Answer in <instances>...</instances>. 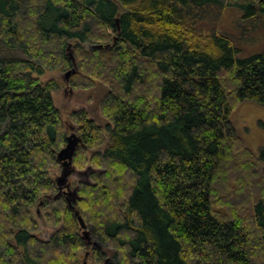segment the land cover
<instances>
[{"label":"trees","instance_id":"16d2710c","mask_svg":"<svg viewBox=\"0 0 264 264\" xmlns=\"http://www.w3.org/2000/svg\"><path fill=\"white\" fill-rule=\"evenodd\" d=\"M228 7L264 19V0H0V264H76L74 211L114 264H264V148L230 122L240 103L264 107V47L238 57L203 31V12ZM73 67V90L107 86L109 122L100 153L103 128L69 116L72 166L94 170L74 209L49 176L68 136L61 84L41 80ZM46 198L62 226L41 240L31 209Z\"/></svg>","mask_w":264,"mask_h":264},{"label":"rangeland","instance_id":"374dc122","mask_svg":"<svg viewBox=\"0 0 264 264\" xmlns=\"http://www.w3.org/2000/svg\"><path fill=\"white\" fill-rule=\"evenodd\" d=\"M200 16L203 21L202 25H204L203 31L205 33L214 32L230 38L238 50V57L258 53L264 47V19L262 18L245 21L241 18L242 13L232 7L220 10L211 9L208 12H203ZM83 49L86 51L90 49V46L85 44ZM14 55L21 56L19 53H14ZM65 73L66 71L45 72L41 80L43 82L55 80L61 84V87L52 93V99L55 108L61 114L68 135L72 132L75 133L71 129L73 125L69 120V116L79 110H85L88 119L103 128L104 143L96 149V152L103 153L108 144V134L105 131V126L109 122L101 110V101L108 93V88L102 80L95 79L91 88L73 90L65 82ZM230 122L243 144L255 155L259 154L260 150L264 148V107L253 102L240 103L233 110ZM92 171L94 170L89 165L81 170L75 169L67 177L66 181L70 192L77 187L78 183L86 182L91 184L90 175ZM49 176L55 182L61 176L60 165L51 169ZM63 191L67 192L65 187ZM53 208L52 200L46 198L44 204L35 205L31 209L32 216L37 223V229L32 234L41 240H48L62 226V222L58 225L49 223L47 216L52 212ZM85 225V228H81L78 224L84 246L77 253L76 264H114V251L103 247L94 237L90 225L86 223ZM95 250L100 255L98 258L93 254Z\"/></svg>","mask_w":264,"mask_h":264},{"label":"water","instance_id":"95a60500","mask_svg":"<svg viewBox=\"0 0 264 264\" xmlns=\"http://www.w3.org/2000/svg\"><path fill=\"white\" fill-rule=\"evenodd\" d=\"M69 57L71 58L73 65H75L74 58L72 57L71 54H69ZM74 73H75V69L73 67L71 70L67 71L64 74V79L66 83H68L69 78ZM65 142H66L65 146L61 150H59L56 156V159L61 167V176L55 180V184L58 189L57 195H62L61 193L64 187L69 189V186L66 184V181H67V177L75 170V168L72 166V160L77 147L81 145V139L74 132H72L66 137ZM68 193L72 195L71 202L75 203V199L77 196L76 189L74 188L72 192H70L69 190ZM64 195H67V192L64 193ZM67 203L69 206H71L70 201H67ZM71 207L72 209H74L73 206ZM74 215L76 216L79 226L81 228H85L86 225L82 217L79 215L78 211H74Z\"/></svg>","mask_w":264,"mask_h":264},{"label":"flooded vegetation","instance_id":"af4514ba","mask_svg":"<svg viewBox=\"0 0 264 264\" xmlns=\"http://www.w3.org/2000/svg\"><path fill=\"white\" fill-rule=\"evenodd\" d=\"M66 190H67V195H64V193H66L65 191H62L61 194L66 197L67 201H70L72 199V195L68 193L70 189L66 188Z\"/></svg>","mask_w":264,"mask_h":264},{"label":"bare ground","instance_id":"6f19581e","mask_svg":"<svg viewBox=\"0 0 264 264\" xmlns=\"http://www.w3.org/2000/svg\"><path fill=\"white\" fill-rule=\"evenodd\" d=\"M59 81V80H58ZM93 152V151H92Z\"/></svg>","mask_w":264,"mask_h":264}]
</instances>
